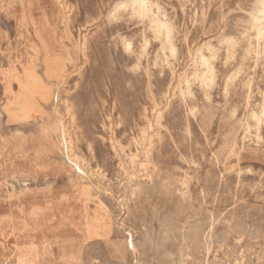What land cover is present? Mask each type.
I'll use <instances>...</instances> for the list:
<instances>
[{
    "label": "rangeland",
    "instance_id": "1",
    "mask_svg": "<svg viewBox=\"0 0 264 264\" xmlns=\"http://www.w3.org/2000/svg\"><path fill=\"white\" fill-rule=\"evenodd\" d=\"M64 1L0 0V264H264V0ZM47 15L74 121L19 111Z\"/></svg>",
    "mask_w": 264,
    "mask_h": 264
},
{
    "label": "bare ground",
    "instance_id": "2",
    "mask_svg": "<svg viewBox=\"0 0 264 264\" xmlns=\"http://www.w3.org/2000/svg\"><path fill=\"white\" fill-rule=\"evenodd\" d=\"M55 2L59 8L66 10L67 6L64 0H55ZM135 3L144 5L145 1L136 0ZM35 9H37V11L39 10L40 12H42L40 8L39 9L35 8ZM142 11H144V9H142ZM25 12H27V10ZM28 12H30V15L32 16L33 14L38 13L35 11L33 12L31 10H29ZM50 17L51 16L47 15V17L45 18V24L43 27L45 29L43 32L38 33V38L41 42L40 51L42 52V55H43V65L45 67V77L48 79V81L51 82V84H46L44 79L39 75L37 71V67H38L37 63L33 62V64H30L29 67L25 68L24 72L16 78V82L20 90V98L18 101V106L20 109L19 111L25 114L30 106L38 107L40 106L42 102L48 104L52 101V104L55 105L56 111L59 108V106L63 103L65 110L67 112V115L71 118L72 121H74L76 117L74 114L75 111H74V107L72 104V100H73L72 97H68V99L65 102H63L62 96L60 95V91H59L60 89L54 90L53 87L58 86L57 84L60 81L67 79L70 75H72L70 74L69 65H71L72 68L76 69L77 71V68H76L77 64L72 56L73 51H71V47L67 46L64 40H62L61 38L59 39L56 32H54L50 28L52 24ZM81 47L82 46H80V48ZM72 73H75V71ZM117 80H119V78ZM54 134H56L59 138L63 157L66 160V163L69 165V167L74 172H78L79 175H82V174L86 175L87 173H86L84 162L79 157V155L75 153V146H74L75 140H74L73 134L70 132L69 127L64 122L60 121L58 124V127H49L45 131V136L48 140H53ZM75 136L77 139L76 141L78 142L79 134L76 133ZM144 141H145V138H144ZM144 152H146L147 157H148L149 150L144 148ZM132 162L133 164L137 162V155H133Z\"/></svg>",
    "mask_w": 264,
    "mask_h": 264
}]
</instances>
